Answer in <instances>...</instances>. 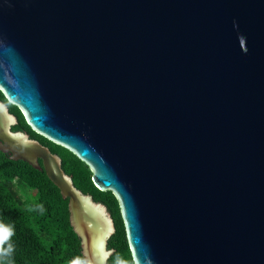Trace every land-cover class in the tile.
Masks as SVG:
<instances>
[{"label":"water","instance_id":"obj_1","mask_svg":"<svg viewBox=\"0 0 264 264\" xmlns=\"http://www.w3.org/2000/svg\"><path fill=\"white\" fill-rule=\"evenodd\" d=\"M0 91L114 195L134 264H264V0H0ZM15 121L0 101V151L105 247V206Z\"/></svg>","mask_w":264,"mask_h":264},{"label":"trees","instance_id":"obj_2","mask_svg":"<svg viewBox=\"0 0 264 264\" xmlns=\"http://www.w3.org/2000/svg\"><path fill=\"white\" fill-rule=\"evenodd\" d=\"M0 101L6 104L16 119L11 131L26 133L30 139L58 155L61 168L70 176L74 187L106 206L115 227L107 245L115 251L108 263L114 264L119 254L127 264H134L114 195L95 187L90 169L73 153L32 131L21 111L9 104L1 91ZM67 202L43 169H35L25 161L11 159L9 153L0 151V222L14 229L10 243L15 250L10 264H69L72 259L83 257L80 239L69 222ZM36 205H43L44 211L36 210ZM3 264H9V261L5 260Z\"/></svg>","mask_w":264,"mask_h":264},{"label":"clouds","instance_id":"obj_3","mask_svg":"<svg viewBox=\"0 0 264 264\" xmlns=\"http://www.w3.org/2000/svg\"><path fill=\"white\" fill-rule=\"evenodd\" d=\"M36 210L43 212V205H36ZM13 235V227L0 222V264H3L5 260H8L10 264L12 254L15 250L13 244L10 243ZM114 251V249H106L103 246H99L92 254L85 253L83 257L72 259L69 264H107L108 259L113 256ZM114 264H127V261L117 254Z\"/></svg>","mask_w":264,"mask_h":264},{"label":"flooded vegetation","instance_id":"obj_4","mask_svg":"<svg viewBox=\"0 0 264 264\" xmlns=\"http://www.w3.org/2000/svg\"><path fill=\"white\" fill-rule=\"evenodd\" d=\"M16 122V121H15ZM105 208H106V206H105ZM107 210V209H106ZM107 212H108V214H109V216H110V218H111V221H112V226H113V231L111 232V234L108 236V238H107V240H106V249H109L108 248V240H109V238L111 237V235L113 234V232L115 231V227H114V223H113V219H112V216H111V214H110V212L107 210ZM108 261H109V259H108ZM108 261H107V264H109L108 263Z\"/></svg>","mask_w":264,"mask_h":264}]
</instances>
